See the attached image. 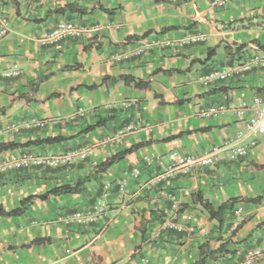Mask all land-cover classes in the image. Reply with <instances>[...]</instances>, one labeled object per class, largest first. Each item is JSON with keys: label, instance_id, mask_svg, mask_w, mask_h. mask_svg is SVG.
Wrapping results in <instances>:
<instances>
[{"label": "crops", "instance_id": "crops-1", "mask_svg": "<svg viewBox=\"0 0 264 264\" xmlns=\"http://www.w3.org/2000/svg\"><path fill=\"white\" fill-rule=\"evenodd\" d=\"M2 18L8 25L0 34V72L18 64L21 75L0 76V130L8 121L30 117L45 126L18 134L0 131V145L14 144L0 148V162L25 151L42 156L75 147L92 150L73 164L0 173V205L6 211L29 196L47 194L33 198L19 215H0V264H195L205 244L219 249L206 264H233L264 244V134L245 156L230 151L250 138L233 108L256 97L264 101V66L231 80H198L253 53L264 58V0H230L225 7L211 0H0ZM67 19L99 29L43 43L55 24ZM188 32H203L206 39L115 58L137 41L128 37L177 40ZM123 75L148 80L149 87L125 83ZM219 104L228 110L200 115ZM134 121L149 126L120 142L105 139ZM47 137L64 139L42 141ZM213 146L221 147L213 164L155 179L170 152L200 156ZM128 149L96 172L107 158ZM133 168L139 174L128 178L123 192L112 184L100 218L75 217L95 204L104 182ZM76 182L82 191L50 192ZM169 193L178 198L181 213L192 215L197 232L167 230L148 238L169 212ZM198 195L214 207L237 198L233 207L243 208L239 226L231 229L228 213L222 221L210 218Z\"/></svg>", "mask_w": 264, "mask_h": 264}, {"label": "built area", "instance_id": "built-area-1", "mask_svg": "<svg viewBox=\"0 0 264 264\" xmlns=\"http://www.w3.org/2000/svg\"><path fill=\"white\" fill-rule=\"evenodd\" d=\"M38 2H45L46 0H37ZM230 3V0H211V5L216 7H225ZM7 20L2 18L0 20V34L5 35L7 32ZM99 29L98 24H90L83 22H76L72 19L59 20L53 29L45 36L43 43H57L63 40L79 39L89 32ZM206 39L203 32H188L177 40L158 39V38H142L137 40L129 49L119 52L115 58L117 60L127 58L132 53H139L151 46H169L174 43L193 44L202 42ZM253 66H264V58L260 54L253 53L245 61L239 63L226 64L219 68H214L208 72L198 76V80L202 83H212L215 81H225L242 76L245 72L249 71ZM21 75V69L18 64H13L12 68L0 72V76L17 77ZM228 110L226 104H219L209 106L200 110V115L207 117L210 114L222 113ZM233 113L239 120L245 122L247 133L250 138L248 140H241L236 146L230 147V151L237 156H245L247 152L257 145V137L264 134V101L260 98H254L251 103H242L240 106L233 108ZM45 123L42 119L30 117L26 121H8L2 130L4 132H12L15 134L21 133L24 130H31L33 128H44ZM148 123L141 121H134L128 123L117 130L114 135L106 136L107 141L120 142V140L127 134L136 131L141 127H148ZM240 137V136H238ZM229 146L225 142L224 147ZM90 147H75L69 149L61 154L56 155H37L29 151L20 153L18 156L8 157L0 162V173H5L14 169L29 168L33 166H51L57 167L62 165H69L75 162L85 160L87 155L91 152ZM221 151V147L213 146L208 152L200 156H195L181 152H170L168 154L169 163L164 166L162 172L155 175L158 181L166 180L176 172L188 174L196 168L211 165L215 161L216 155ZM146 164L150 160L145 158ZM139 174V169L133 168L124 172V175L116 179L114 182L106 181L102 184V194L97 198L94 205L78 211L75 217L82 221H96L103 214L107 194L112 184L118 187L120 192H123L128 178L136 177ZM171 202L169 212L157 226L151 230L148 238H157L167 230H174L175 232H197V227L191 222V214L181 213V205L175 194H168ZM232 215L231 229L239 226L243 217V208L241 205L233 207L228 213ZM264 259V244L251 250L247 255L233 264H254L258 260ZM146 263V262H145Z\"/></svg>", "mask_w": 264, "mask_h": 264}, {"label": "trees", "instance_id": "trees-1", "mask_svg": "<svg viewBox=\"0 0 264 264\" xmlns=\"http://www.w3.org/2000/svg\"><path fill=\"white\" fill-rule=\"evenodd\" d=\"M106 11L111 12V10H106ZM128 38L129 39L133 38L134 40H139L142 37L131 36ZM78 66L79 65H77V64L72 65L73 68L78 67ZM69 67H71V66H69ZM121 78L125 83L132 84V85L139 87V88L149 87V81L148 80H142V79L134 78L132 76H127V75H123ZM96 125H99V122ZM63 139H64L63 137H47L45 139H42V141L54 142V141H60ZM37 142H39V140H37ZM13 145L14 144H4V145H0V148L1 147L7 148V147L13 146ZM141 145H143V144H141ZM130 150L131 149L122 151L120 153H117V154L107 158L105 161H103L101 164L98 165V167L96 168V172L105 171L116 160H119L121 157H123V155L125 153H127ZM82 190H83V188L80 187V183L76 182L75 184H72V185L66 184V185L56 187L55 189L51 190L50 192H53V193H73V192H80ZM46 196H47V194L38 195V196H29V197L23 199L18 207L14 208L12 210H9V211L4 210L2 208V206L0 205V215H19L25 211L27 204H29L33 198L38 197V198L43 199ZM260 198H261V196H257V197L248 198V199L253 200V201H255V200L257 201ZM237 200H238L237 198H233V199H230L228 201L221 203L217 207H214L209 201L204 200L202 198V196L198 195V201H200L202 206L207 210L209 217L210 218H218L220 221H222L223 218L227 215V213H229L232 210V208H233V206ZM37 241L38 240H36V242ZM217 250H219V249H217ZM217 250L208 247L206 244L202 245L200 247V257L195 264H206L208 262V256L213 255L214 253L217 252Z\"/></svg>", "mask_w": 264, "mask_h": 264}]
</instances>
